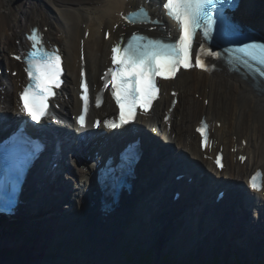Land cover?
Masks as SVG:
<instances>
[{
	"label": "bare ground",
	"instance_id": "bare-ground-1",
	"mask_svg": "<svg viewBox=\"0 0 264 264\" xmlns=\"http://www.w3.org/2000/svg\"><path fill=\"white\" fill-rule=\"evenodd\" d=\"M158 1L149 0L154 14L162 13ZM140 2L143 0H0V68L4 70L0 75V103L6 105L10 103L7 111L13 110L18 113L14 92L20 88L22 76L20 73L11 74V69L18 67V64L9 58V54L27 47L24 33L30 32L27 28L30 24L40 27L43 23H47L49 28L46 41L49 44L61 45L65 54L66 88L64 91L67 98L61 99L59 104L67 112L76 109L78 102L74 96L73 85L78 80L81 55L85 56L89 66L88 73H90L91 81L96 83L104 68L109 65L112 40L124 31L134 29L126 27L119 14ZM254 5L255 8L252 10L256 13H264V0H256ZM251 13L252 20H259L257 14ZM165 25V32L172 33L173 24L167 20ZM109 30L114 32L111 39L105 37V32ZM21 33H23L22 37ZM165 84L167 86L163 88L161 98L156 101L152 114L145 121L150 126L148 129L154 130L163 141L173 147L174 154L190 155L200 160L207 172L214 171L211 162L202 159L199 138L193 131V126L204 115L207 118L210 117L209 120L213 117L221 121V127L214 129L213 137L218 145L225 147L226 168L215 173L217 180L228 179L236 184L247 182V177L254 168H264V150L258 145L260 138L264 143V134H262L264 133V91L261 87L253 86L249 79L237 73L228 72L222 66L212 74L190 68L188 71H181L173 81L165 82ZM170 86L179 90V102L171 118L164 123V112L172 98L168 94ZM205 98L207 105L203 101ZM110 108L111 105L106 101L100 112ZM65 119V127L73 128L74 124L68 115ZM244 141L245 146H243ZM240 153L247 155L244 163L237 158V154ZM75 167L76 164L70 165L71 170L67 174L64 173L58 182L59 188H62L67 179L70 181L68 187L72 201L69 212L60 216L61 221L50 214L43 223V226L53 228L63 225L60 229L65 232H50V236L32 228L24 229L22 234H11L10 230H0V249L1 245H8V248L11 246L17 249L15 253L10 247L12 252L21 259L45 264H132L126 260L122 252L124 247L122 237L126 233L134 232L136 238L140 239L139 232L133 224H129L128 218L108 220L93 210L83 215L82 210L89 206L81 204L80 198L84 197L86 187L92 184V178L87 173L88 165L83 164L77 170ZM61 194L62 192L56 193L53 197L51 193H45L43 189L40 192L39 190L33 192L30 194L28 210L40 213L52 207L57 208ZM253 201L247 202L248 207L255 206V203L259 202L264 204V196L261 194L255 196ZM60 213L63 214V210ZM169 219L168 216L166 219L159 217L157 222L148 227L149 236L146 244L155 245L158 242L156 231H159ZM197 219L199 221L195 223ZM185 223L191 226L192 230L185 231L184 235H181L182 242L177 241L175 237L177 234H174L175 228H171L172 225L166 228L168 237L171 239L174 236L172 240L175 243L172 245L175 247L188 248L187 245L196 243L195 246L202 248V245L205 246L212 240L209 238L208 231L213 233L212 237H221L222 229L213 226L211 216L205 221L204 216L195 214ZM259 223H262L261 220ZM183 230L181 226L177 233ZM78 234L85 236V241L81 249L75 250L74 247L78 241L71 239L69 242L68 235ZM197 236L200 237L199 244L194 240ZM236 238L241 241L239 237ZM57 240L61 241V246L58 245ZM131 242L135 243V239ZM227 242L233 241L226 238L225 243ZM25 245L31 247L26 252L22 251ZM165 245L169 246L170 243ZM156 250L157 253L160 252L159 244H156ZM7 258L10 259V256Z\"/></svg>",
	"mask_w": 264,
	"mask_h": 264
},
{
	"label": "snow or ice",
	"instance_id": "snow-or-ice-1",
	"mask_svg": "<svg viewBox=\"0 0 264 264\" xmlns=\"http://www.w3.org/2000/svg\"><path fill=\"white\" fill-rule=\"evenodd\" d=\"M218 4L220 8L214 16L213 10L217 9ZM225 5L235 7L234 0H162L163 9L175 22L177 36L151 38L133 32L126 43L122 38L111 46L112 67L106 69L102 79L105 81V88L111 85V95L120 109V125L134 120L138 107L145 112L148 111L153 100L157 98L158 77L173 78L181 67L184 69L193 67L190 56L198 29H202V35L205 38L211 36L213 28L217 25L224 36L236 34L231 17L224 10ZM122 15L129 23H159V20H151L143 4L129 11L127 15L123 13ZM26 40L30 42V47L21 55H14V59L23 62L25 65L23 70L27 74V82L22 85V91L19 92L21 101L19 111L30 117L31 121L40 123L50 114L49 100L55 96L54 89L61 86L62 58L58 49L49 50L45 46L43 35L38 28L33 27L26 35ZM200 48L204 49L203 42L200 43ZM235 53L240 54L238 59L244 65H251L254 72L264 77V43H242L235 49ZM208 54L217 58L221 55L211 51ZM194 66L208 70L199 52L195 56ZM80 76L79 87L83 90L80 93L83 112L79 115L78 122L84 126L89 109V89L83 71L80 72ZM96 103L99 106V95ZM106 123L109 128L117 127L116 123ZM206 128L207 124L201 121V128L197 131L204 135ZM13 135L14 140L9 150L20 155L22 160H27L38 153L39 145L23 133ZM241 159L244 158L241 157ZM219 163L217 159V164ZM260 175L261 173L257 171L251 177L250 185L253 189L259 190L261 187L256 182Z\"/></svg>",
	"mask_w": 264,
	"mask_h": 264
},
{
	"label": "rangeland",
	"instance_id": "rangeland-1",
	"mask_svg": "<svg viewBox=\"0 0 264 264\" xmlns=\"http://www.w3.org/2000/svg\"><path fill=\"white\" fill-rule=\"evenodd\" d=\"M259 16H260V14H259ZM258 132V131H257ZM262 134H264V133H262ZM258 145H259V147L261 148L262 147V150H264V143L261 141V138L259 139V142H258ZM81 234H78V237L79 238H77L78 240L77 241H80V243L78 244H75V250H77L78 248L79 249H81L80 247L81 246H84V241H85V236H80ZM70 242V241H69ZM72 242H74V240H72ZM213 245H214V240H212L209 244L207 243L205 246L204 245H202V251H203V257H202V259H201V261L200 260H198L197 261V259H196V257H194L193 258V260L191 259V256H189V257H187V256H185V258L186 259H189V261H188V264H203V262H205V258H206V260L207 261H209L210 260V254H211V247H213ZM78 247V248H77ZM186 248V247H185ZM213 248H215V247H213ZM216 257L219 259V257H220V255H216ZM197 261V262H196ZM233 261V256L232 255H230L229 256V262L231 263ZM171 264V263H170Z\"/></svg>",
	"mask_w": 264,
	"mask_h": 264
},
{
	"label": "trees",
	"instance_id": "trees-1",
	"mask_svg": "<svg viewBox=\"0 0 264 264\" xmlns=\"http://www.w3.org/2000/svg\"><path fill=\"white\" fill-rule=\"evenodd\" d=\"M128 257H130L132 260L135 258L134 254H132V253H129ZM152 258H153L152 254L149 253L148 255L143 254L142 256H139L138 260L149 262L152 260ZM217 261H218V259H217V257H215V260L213 262H207L206 264H218ZM233 264H241V263L239 262V260H236Z\"/></svg>",
	"mask_w": 264,
	"mask_h": 264
}]
</instances>
